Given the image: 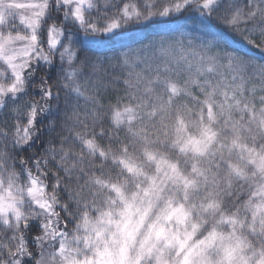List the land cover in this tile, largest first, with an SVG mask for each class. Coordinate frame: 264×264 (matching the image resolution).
<instances>
[{"label":"snow or ice","instance_id":"snow-or-ice-1","mask_svg":"<svg viewBox=\"0 0 264 264\" xmlns=\"http://www.w3.org/2000/svg\"><path fill=\"white\" fill-rule=\"evenodd\" d=\"M0 264H264V0H0Z\"/></svg>","mask_w":264,"mask_h":264},{"label":"trees","instance_id":"trees-1","mask_svg":"<svg viewBox=\"0 0 264 264\" xmlns=\"http://www.w3.org/2000/svg\"><path fill=\"white\" fill-rule=\"evenodd\" d=\"M179 23H183V21H179ZM177 26L176 22H168V23H160L157 26V30H162L165 28H175ZM154 29L150 28L149 31H153ZM146 33L144 32H130L126 35V37H115L113 39V42L109 45V47H115V48H119L121 43H127L130 42L129 41V37H136L137 39H139L140 37H142L143 35H145ZM253 54L255 55H261L259 52H254Z\"/></svg>","mask_w":264,"mask_h":264},{"label":"rangeland","instance_id":"rangeland-1","mask_svg":"<svg viewBox=\"0 0 264 264\" xmlns=\"http://www.w3.org/2000/svg\"><path fill=\"white\" fill-rule=\"evenodd\" d=\"M125 37H126V36H125ZM125 37H124V38H125Z\"/></svg>","mask_w":264,"mask_h":264}]
</instances>
